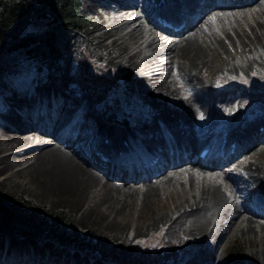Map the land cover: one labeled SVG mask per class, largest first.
Segmentation results:
<instances>
[{
    "label": "bare ground",
    "instance_id": "obj_1",
    "mask_svg": "<svg viewBox=\"0 0 264 264\" xmlns=\"http://www.w3.org/2000/svg\"><path fill=\"white\" fill-rule=\"evenodd\" d=\"M137 1L84 0L91 13L84 37L105 49L110 63L119 67L125 87L143 100V110L113 120L110 108L98 105L107 96L109 81L82 76L78 68L69 73L64 65L18 90H3L0 187L11 182L7 179L11 174H22L35 186L31 188L35 196H56L46 200L71 212L78 226L112 240L110 247L125 264L264 263V82L257 87L248 83L252 94L247 95L238 84L216 92L204 79L209 71L217 72L214 62L225 59L231 49L241 52L242 62L229 63V69H251L264 60L259 53L264 32L258 26L256 35L248 38L232 31L226 37L217 35L224 31L223 20L240 26L238 15L262 11L264 0H202L199 13L190 20L194 0H166L159 6L147 2L143 7ZM169 9L176 12L175 20L187 21L173 36L154 27L153 14L171 15ZM185 30L189 31L180 34ZM230 98L238 100L234 113L218 118L202 137L201 124L218 115L216 103ZM216 125L228 129L227 140L236 141L234 153L225 154L228 141L216 156L212 145L206 159L194 158L197 146L214 138ZM87 131L108 141L87 139ZM248 132L255 139L244 145ZM80 133L82 137H77ZM76 140L86 147L83 152L74 147ZM149 153L158 156L157 163L142 161ZM249 155L262 158L255 170L250 169ZM17 165L21 166L16 169ZM186 183L192 197L175 201L171 211L152 209L160 200L166 205L170 191L175 187L176 194L184 191ZM252 194L255 199L249 198ZM133 203H139L146 219L135 236L153 226L164 227L160 251L139 253L124 239L128 223L122 218ZM237 232L242 242L238 253L225 257V246ZM245 243L249 249L240 252ZM70 249L0 228V264H114ZM178 255L180 259L167 262Z\"/></svg>",
    "mask_w": 264,
    "mask_h": 264
},
{
    "label": "rangeland",
    "instance_id": "obj_2",
    "mask_svg": "<svg viewBox=\"0 0 264 264\" xmlns=\"http://www.w3.org/2000/svg\"><path fill=\"white\" fill-rule=\"evenodd\" d=\"M80 2H81L82 14L84 15V22L82 24V29L61 38L59 46L62 51V57L57 63L55 70L50 71V70H45V68H42L41 72L38 75H35L34 74L35 68L33 69L32 66L28 64L18 68L17 70L12 72L10 76L0 80V111H2L3 109V102H4L3 90H6V92H9V90L10 91L15 89L18 90L24 86V83L32 80V78H34L35 81H39L41 78L54 73L62 65H64V67L67 68V71L69 73H74L78 68L82 76H88L92 78L95 77L97 79L109 81L107 83L110 85V88H108V90H105L107 96L104 100H101L102 104H98V105H100L102 108L104 107L105 109L107 107L110 108L108 111V115H110L113 118V120H121L122 118H126L130 114H135V111L137 112L143 110V106H144L142 102L143 100L138 98L135 95V93L130 92L125 87V82L124 79L121 77V72L119 71V67L118 66L114 67L110 63L109 56L105 55V49L99 47L97 43L90 45V42L93 43L95 42V40L94 39L88 40L87 38L84 37V33L89 26L88 21L91 13L88 12V10L86 9L84 5V0H80ZM137 2L139 3V7L140 6L143 7L144 5L148 4L147 0H139ZM131 9H135V8H131ZM249 20L251 23L247 22ZM237 22L241 27L237 26L234 20L231 21L229 20V22H226V19L223 20L222 27L223 26L225 27L224 31L220 30L217 35L219 37H226L225 33L232 31V33L234 34L236 32H239L243 36L248 38L250 37V35L251 36L256 35L255 26H258L260 28L259 31L264 32V9L260 11L257 8V9H253L252 11H247L245 15H241V16L238 15ZM189 30H185L180 34H183ZM246 31H250L249 34H247ZM164 34L168 36H173L172 34H167V33ZM260 47L261 48L259 49V53L264 54V46L260 45ZM242 53L243 55H245L246 50H243ZM241 62H242L241 52L239 50L236 49L228 50L226 52L225 59L218 61L216 60L214 62L217 72H215L214 70L209 71L204 79L208 83H212L213 90L216 92H221L223 89L227 88L226 85H229L230 88H233L235 87L236 84H238L241 91L247 93V95H251L252 92L248 89L247 84L250 83L253 86L257 87L261 82H264V60L260 59V62L258 61V63H256L253 67H251V69L240 68L236 70V69L228 68L229 63L235 65ZM93 64L97 66L92 67ZM256 89L259 90V87ZM101 92L104 91L102 90ZM180 95L182 94L180 93ZM225 101H227L228 103ZM221 102H225V103H222L220 105ZM244 102H246V98L244 99ZM237 103L238 100L236 98L224 99L217 102L215 108L218 109L219 111L218 115L214 114L210 116L209 120L202 123L200 127L210 128L211 125L214 126L215 125L214 123L218 118L226 117V114L229 112L234 113L232 106L234 105L236 106ZM123 109L125 111H123ZM83 110L86 111L85 108H83ZM1 116H0V121L2 120ZM220 128L221 127L219 126L217 129V125L215 126V130H220ZM84 133L86 134V132ZM44 139H46L45 141H47V138ZM78 143H81V140H76L73 143V145L76 146L79 152L85 150V147ZM259 155L260 154L256 153V156ZM194 158H195V153H194ZM247 160L253 162L250 166V169L252 170H255L254 167H256V165L260 166L262 164V158L260 157H256L253 160V156L251 157L249 155L247 157ZM20 166L21 165H17L16 169L19 168ZM260 173L262 172L260 171ZM242 174L246 178V180L251 179V177L249 179L248 174L244 170H242ZM9 178L11 179V182L7 184V186L5 187H0V196L8 199L10 202L16 201L20 207L18 209L16 207L14 208L17 209L18 212L24 209L35 208L38 209V212L41 215L44 214L46 215V213L51 212L53 215H61L62 217H65V221L63 225L53 230L52 234L44 233L39 230L38 231L25 230L21 232L24 233L27 232L28 236L34 235L38 238H44L51 241L53 240L59 246L69 247L71 248L70 250L73 251L79 250L81 254L84 256H88V255H92L93 257L98 256L103 260L111 261L114 264H125L124 262L126 261L124 260V258L116 254L113 248L110 247V244L113 243L112 240L107 241L104 239V237H100L99 234L92 233L89 229L87 230L85 228H82V226H78L77 224H75V220H74L75 218L71 212H69L67 209L62 208L61 206L52 203L49 200H46V199H58L56 196H52V195H49L48 197L35 196L33 193H31V188L32 187L34 188L35 186H32L31 184L25 182L22 174L19 177L13 176V174H11V176L7 177V179ZM21 182H25L24 185H22ZM240 185L243 186L244 184L240 183ZM185 186H186L185 190L177 191V194L175 192L177 190L176 187L174 189L175 191L172 189L169 194L168 191H165L163 194L164 195L168 194L166 205H164L160 200L157 202L156 205L152 207V209H155L157 212L160 213L171 211L174 207L175 201H178L179 199H182V201H184L186 198L192 197L193 191L190 190L189 183H186ZM254 186L256 185L254 184ZM136 199H140V197H136ZM184 205L187 210L191 208V206H187V202H185ZM138 206L139 203H135V204L133 203V207L122 218L125 223H128V226L126 227L124 232V239H126V241L129 244H131L139 253H146L148 251H152V252L160 251L163 243L164 227L153 226L149 232L146 231L143 232L142 230L139 236H135L136 228L146 223L145 215H143V212L140 211L139 208H137ZM148 211L150 212L151 210ZM2 228H8L15 233H20L17 232V230L12 228L11 226H2ZM217 233L220 234L221 230H218ZM72 235H74L77 239H71L70 236ZM209 238H210L209 236H206V239ZM240 239L241 237L239 232H237V234L229 238V241L227 242L224 249L225 257H230L238 253L236 249L242 244ZM143 245H145V248L143 247ZM248 249L249 246L247 243H245L244 250H241L240 252H246ZM105 251H107L108 253L106 254V256H103ZM180 258L181 256L178 255L177 257L171 258L167 262L173 263ZM127 264H131V263L127 262ZM261 264L264 263L262 262Z\"/></svg>",
    "mask_w": 264,
    "mask_h": 264
},
{
    "label": "trees",
    "instance_id": "obj_3",
    "mask_svg": "<svg viewBox=\"0 0 264 264\" xmlns=\"http://www.w3.org/2000/svg\"><path fill=\"white\" fill-rule=\"evenodd\" d=\"M80 0H0V79L22 62L52 68L60 58V40L82 28ZM0 196V225L17 231L53 232L65 217L24 209Z\"/></svg>",
    "mask_w": 264,
    "mask_h": 264
},
{
    "label": "snow or ice",
    "instance_id": "obj_4",
    "mask_svg": "<svg viewBox=\"0 0 264 264\" xmlns=\"http://www.w3.org/2000/svg\"><path fill=\"white\" fill-rule=\"evenodd\" d=\"M201 118H203V117L201 116Z\"/></svg>",
    "mask_w": 264,
    "mask_h": 264
}]
</instances>
